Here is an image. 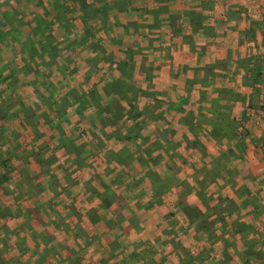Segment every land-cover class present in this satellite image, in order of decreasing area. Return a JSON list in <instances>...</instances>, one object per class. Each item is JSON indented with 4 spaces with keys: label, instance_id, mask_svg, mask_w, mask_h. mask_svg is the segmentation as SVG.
I'll return each instance as SVG.
<instances>
[{
    "label": "crops",
    "instance_id": "crops-1",
    "mask_svg": "<svg viewBox=\"0 0 264 264\" xmlns=\"http://www.w3.org/2000/svg\"><path fill=\"white\" fill-rule=\"evenodd\" d=\"M221 1L0 0V37L15 44V50L9 53L11 56L7 55L6 60L0 58V75L5 76L4 81L8 83L3 92L9 98L15 86L17 90L13 91L18 94L12 107L8 108L6 118L16 120L21 116L19 121H23L30 105H34L36 126L32 129L45 139V143L47 138L42 129L57 133V140L54 134L50 136L56 140V163L60 165L62 160L63 175H59L60 169L50 175L44 173L38 160L30 158L28 162L25 158L28 164L19 166L26 167L48 194V178H52V191L60 192L56 194L58 197L64 195L61 202L67 200L71 203L69 208L74 210L79 206L71 214H62V209L54 212L57 222L63 220L64 223L62 227L56 222L58 232L54 239L57 255L60 253L65 257L63 263L73 253L78 262L90 257V260L114 264L110 259L105 260V254L116 235H119V246L122 248L130 245L134 248L138 242L162 248L166 243L167 258L184 261L185 254H194L190 244L195 238L194 213L188 207L199 211V215H195L204 216L208 210L206 204L212 206L211 203L219 197L238 204L242 196L234 192L250 178L257 177L264 182V154L257 143L264 138L263 104L253 94L254 83L244 77L245 67L240 57L245 54L247 45L242 41L243 36L238 35V30H231L229 23L237 25V29L242 31L241 21L230 18L220 5ZM123 2L125 7L120 5ZM58 8L63 9L57 11ZM64 9L70 11L67 17L74 27L78 25V30L66 31L61 13ZM80 9L87 15L83 16ZM188 11L200 14L204 21L202 27L211 28L215 37L196 33L193 27L197 25L191 21L188 24ZM5 13L14 14L15 25L6 23ZM170 18L182 20L184 27L174 28V24L168 22ZM39 22H45L44 30H37ZM223 23L226 25L225 35L224 31H217V26H223ZM114 31L118 34L113 35ZM198 35L201 36L198 41L202 40L199 45L194 46V43L185 40L187 36L193 42ZM41 36L53 41L51 45L57 59L54 63L49 62V47ZM123 36L130 39L129 45L117 40L123 39ZM58 37H64L63 41L59 43ZM69 39H76L78 43L66 46ZM28 42L39 50L42 59L36 68L29 70L27 65L20 63L28 54ZM147 42L152 43V47H142ZM140 47L146 59L138 64L135 58L140 55ZM62 49H66V56L64 62L59 63ZM78 50H83L86 57L77 53ZM114 55L128 56L133 60L135 70L131 77L122 73ZM43 67H50L52 74L56 71L60 73L58 77L64 79L57 86L62 87L60 90H56L55 82L49 78L45 85L40 84L42 88L36 80H28L27 83L23 78L19 80L21 75L30 72L47 78L42 73ZM13 70L20 72V76H11ZM128 83H132V90L126 87ZM115 85L124 93L119 96L113 93L110 88ZM7 86L10 93L6 90ZM59 92L61 99L78 101L71 104V108H65L68 114L59 116L51 110L52 107L47 108L49 104H45V110L39 109V102L43 104V93L55 97ZM52 97L50 106L54 102L55 105L62 104L58 98ZM114 102L119 104V109L114 110ZM128 102L133 105L128 106ZM103 107L102 114L99 109ZM17 113L19 117L15 116ZM102 119L103 126L100 125ZM41 120H46V127H42ZM58 121L65 122L69 129L57 127ZM213 122H217V130L213 128ZM245 123L249 124V136L243 141L238 136L240 126ZM25 124L23 130L28 133ZM12 131L14 133L15 129ZM114 133L116 137L118 134V138H111L110 134ZM60 139L64 140L61 146ZM76 146H81L84 158H75L72 148ZM85 153H88L87 157ZM228 154L232 156L228 157ZM59 155L65 157L59 158ZM110 155L113 159L108 158ZM149 155L153 162L146 161ZM108 167L123 174L120 185L126 190H121L120 194L115 191L116 196L108 194L107 184H101L97 177L100 169L104 171ZM59 177H69L70 187L63 180L59 183ZM229 179L232 183H228ZM135 181L139 194L134 190ZM229 184H233L234 190L228 187ZM213 189L219 194L213 196L210 192ZM262 190L264 192L263 187ZM75 191L77 193L72 194ZM262 196L253 201L246 195L243 200L252 201L247 205L250 212L255 214V205L258 208L261 205L263 212ZM101 199L103 207L99 206ZM56 205V208L60 207L59 203ZM97 229L101 230L102 234H98L100 238H95ZM79 230L83 231L82 236L77 234ZM227 230L230 231L228 227ZM201 238L207 240L205 235ZM129 253L130 256L134 254L131 250ZM194 255L201 259L200 254ZM124 257L126 259L127 255ZM163 261L164 258H161L159 263L166 264Z\"/></svg>",
    "mask_w": 264,
    "mask_h": 264
},
{
    "label": "rangeland",
    "instance_id": "rangeland-1",
    "mask_svg": "<svg viewBox=\"0 0 264 264\" xmlns=\"http://www.w3.org/2000/svg\"><path fill=\"white\" fill-rule=\"evenodd\" d=\"M124 4L125 3L123 2L120 5L122 7H125ZM220 5H222V7L224 8V12L228 14L230 18L236 19V22L241 21L240 23L242 24V26H240L242 28V31L241 29L240 31L239 29H237V25H232L233 23L231 22L229 23L231 24V30H238V35L243 36L242 41L247 45L245 54H243L244 57L243 55L242 57H240L242 59L241 63L245 67L244 77H247V79L254 83V85L252 84V87L254 88L253 94L255 98L264 105V83L262 84V82L264 81V22L258 23V21L264 20L261 18L264 17V0H240L239 3L238 0H229V2L223 0L221 1ZM80 12L83 16L87 15L86 11V14H84L83 10L81 11V9ZM61 13L63 14L62 21L66 31L72 32L79 29L78 25L74 27L70 23L67 17V13H70V11L68 12L66 9H64V11H61ZM260 18L261 20H259ZM175 19L170 18V20L168 19V22L170 24H174V28H180V25L184 27L185 23L182 20ZM222 19L224 20L223 17ZM187 20L189 25L191 24V22H194L197 25V27L195 25L193 27V29L197 31L196 33H201L206 37H215L214 32H212L211 28L202 27L201 24L204 22L202 17H196L194 15L193 17L189 16V19ZM198 24H200V26H198ZM217 27L219 28L217 31H224L225 35V23H223V26L219 25ZM189 30H191V28ZM114 32H112L113 35L118 34V32ZM248 35L250 36L247 37ZM200 37L201 36L198 35V38L193 39L192 42V40L186 36L185 40L192 44L194 43L195 46L202 43V40L198 41ZM59 38L60 37H58V39ZM63 39L64 37L60 38L59 43L63 41ZM117 40L127 45L130 44V39L124 38V36L123 39L121 37ZM51 43L53 45V41H51ZM76 43H78L76 39H69L65 43V45L71 46L75 45ZM151 44L152 43L147 42V45L145 46L143 43L142 47L147 48V46ZM96 47L97 43L95 44L94 48ZM0 49L2 51L0 53V58L4 57V60H6V58L8 57L7 55H10L9 53L15 50V44H12L6 38L0 37ZM31 49H29L28 54L25 55L24 62H20L22 66L27 65L28 70L36 68L39 60H42L39 54V50L34 49L33 46H31ZM141 50L142 49L140 47V50L138 51L140 55L138 54L135 58L137 59L138 64L141 61H145L146 59L144 58ZM76 52L79 54L84 53L83 50H78ZM65 53L66 49H62L60 54L61 58L58 59L59 63L64 62V58L66 56L64 55ZM75 54L76 53H73V55ZM82 56H84L85 58L86 54H83ZM55 57L56 55L54 53L51 57L48 55V58L50 60L49 62L54 63L55 60H57L55 59ZM113 57L117 59V64H119L120 68L122 69V73H124L125 76L131 77L135 70V63L133 62V60H130L128 56H125L124 58V55H117V57L116 55H114ZM84 58L81 57V60H84ZM42 70V73L46 74L47 78L41 76L40 73L37 74V72L34 74L33 72H30L28 73V75L20 76V72L18 73L16 70L10 72V75L12 76L14 74L15 78L20 76L19 80L20 78H23L24 83H27L28 80L29 82L36 80L38 81V86H40V84L45 85V83H47L46 80H48L49 78L51 81L55 82L53 84L55 85L56 90H60L62 87L58 88L57 86L59 83L64 82L63 78L58 77V74L60 73L56 71L55 74H52V69L50 67H43ZM6 73L7 71H5V74ZM61 74L63 75V73ZM6 75L10 77L9 73H7ZM0 78L3 79L0 80V175L7 174L9 179V182H6L3 186L0 187V264H104L103 260H90V257L84 259V262H78L73 253L72 255L68 256L66 262L63 263L62 260L65 259L64 255L60 253L59 255H57L56 247L54 246V239L58 232V219L56 218V213L54 212H56V209H62V214H64L65 212H67V214H71L79 206L75 207L76 209L74 210L71 207L69 208V206H71L69 204L71 203H67V200L64 201V203L61 202V199L64 195H62V197H58L60 192L55 193L54 190L52 191V178H48L49 182L47 184L49 186L50 193H45L44 190H42L40 183H38L30 175V172H28L27 168L20 167L19 165L23 166L25 164H28L27 159L30 158L33 161L38 160V163L42 167L40 168L39 166V168L42 169L44 173L50 175L51 173H57L61 170V173L59 175H63V164H61L62 160L60 162V165H57L56 163L58 158L55 155V144H57L56 140L58 138V135L56 132L50 133L47 129H42L44 131L43 135H45V137L47 138L46 141L52 145L51 147V145H47L48 143H45V141H43L45 139L40 138L36 131L32 129V127L36 126L35 116H33V113L36 111L34 105H30L27 111V117L26 119H22L23 121H19V118H21V116H16L18 115V113L15 114L16 117H19L16 118V120H7L6 115L8 110H10L8 108L12 107V103L15 99H17L18 94L17 92H14L16 89L15 86L11 89L12 91L9 90L7 86L6 90H8L9 93L11 91V94L13 95L9 98H6L5 93L3 92V88L8 83L6 84L4 81L5 76L0 75ZM58 80H60V82H58ZM131 84L132 83H128L125 85L126 87H129V89H131ZM60 94L61 92H59V94H56L55 97H52L47 93H43V104L39 102V104H41V107H39V109L43 111L46 109L45 104H49L47 108L52 107L51 110L53 112H57L59 116L62 117L68 114V111H66L65 108H71L72 106L70 105L73 103H78V101H73V99H71V101L67 99L64 100L63 98L61 99ZM51 97L54 99L58 98L59 101H62V104L59 103L55 105L54 102L53 105L50 106V104H52V102H50ZM255 102L256 100L254 101V103ZM83 105L86 106L87 103L83 102ZM132 105V103L128 102V106L131 107ZM15 106L16 110H18V105L16 103ZM103 110L104 107L103 109L100 108V113L103 114ZM119 113L120 112H117V114ZM100 115L101 114H98V116ZM200 118L204 120L202 116H200ZM41 121L43 122L42 127H46V120ZM56 123L58 125L57 127L59 128L63 126V129L64 127L67 130L69 129V125L65 124V122L58 121ZM103 123L104 120L102 119L100 125L103 126ZM24 124L28 127V129L26 128L27 130H29L28 133L26 130H23ZM107 125L108 128L111 127L109 123H107ZM257 126L260 127L259 125ZM240 127L241 128L238 137L241 140L245 141L244 138L249 136V124L245 123L244 126ZM13 129H15L14 133H12ZM53 134L56 136L55 141L54 139H52V136H50ZM110 136L112 139L118 138V134L116 137V133H114V135L110 134ZM101 138L103 139L104 137L101 136ZM82 139L84 140V138ZM257 143L262 148L264 154V138L260 141H257ZM63 144L64 140L60 139L59 146ZM80 147L76 146L75 148H72V151H74L75 153V158H84L82 154L83 152H81ZM87 154L88 153H85V157H87ZM231 156L232 154H228V157ZM64 157L65 156L59 155V158ZM25 158L27 162H25ZM108 158L113 159V156L110 155ZM151 159L152 158L149 155L148 158H146V161H151ZM64 172L67 171L65 170ZM98 172L100 173L97 177L101 181V184H107L106 186L108 189V194H115L116 196L117 193L120 194L121 190H126L125 186L120 185V180L123 175L121 171V173L117 171L113 172L112 169L108 167L104 171L100 169V171ZM108 177H111L112 181L111 179L108 180ZM59 179V183L63 180L66 184H68V188L70 187L71 180L69 179V177H67L66 179L59 177ZM247 179H249V177L246 178V181ZM228 183H232L231 179H229ZM243 184L244 186L248 184L249 187L247 188L241 186L238 191L236 190L234 192L238 193L239 196H242V199L238 200L240 201L238 204L232 203L228 199H221V197H219L211 203L212 206L209 207L206 204V208L208 207V210L206 211L204 216H197L195 214H192V218L196 225L194 224L195 238H193L192 240L190 239V244L192 246L191 250L194 252V254L198 253L201 255L200 260H198L194 254H191V256L185 254V260L180 262H178L176 258V261L170 259V256V258H167L168 254L166 253L165 248L166 243H164L165 245H163L162 248H153L150 244H148V242H138L136 244V247L134 248L131 245L128 246L129 249L127 247L122 248L119 246V235H116V239H114L115 235L111 237V240H114L109 247L108 253L105 254V260L110 259L114 262V264H134V262L132 261H136V264H163L159 263V260L161 258H164L163 262L166 264H264V210L262 212V209H260L261 205L260 208L255 205L256 209H254V214L247 208V205H250L252 201L243 200L244 198H246V195H249V197L253 199V201L258 200L257 196L259 195H263L262 197H264V192L262 190V187L264 188V182L262 181V179L255 177L250 178L249 181ZM135 186V193L139 194L140 189L138 187V184L136 183ZM232 186L233 184L228 185L229 188L233 189ZM60 187H64L63 184H60ZM210 192L213 196L219 194L215 189L210 190ZM57 193L58 195H56ZM76 193L77 191L72 194L75 195ZM199 194L203 193H200L199 191ZM57 203L60 204V207L58 208H56ZM99 203V206L103 207L104 201L102 199L99 200ZM68 208L70 210H68ZM74 218H76V216H74ZM60 225L63 227V220L58 223V226ZM227 227L228 229H230V231L227 230ZM79 231L80 232H77V234L79 236H82L83 231ZM247 231H249V233H246ZM100 232V229L96 230L95 238H100L98 235L102 234ZM202 235H205L207 239L206 241L201 238ZM58 241L61 242V238H59ZM77 249L78 248H76V250ZM130 250L132 254L134 253L132 256H130ZM123 253L127 255L126 259Z\"/></svg>",
    "mask_w": 264,
    "mask_h": 264
},
{
    "label": "trees",
    "instance_id": "trees-1",
    "mask_svg": "<svg viewBox=\"0 0 264 264\" xmlns=\"http://www.w3.org/2000/svg\"><path fill=\"white\" fill-rule=\"evenodd\" d=\"M61 9H63V8H58L57 9V11H59V10H61ZM153 14V13H152ZM13 13H5L4 14V20L6 21V23H8L9 25H15V20H13ZM196 16V17H200L201 18V16H200V14H197V13H194L193 11H188V12H186V16H190V17H193V16ZM12 19V20H11ZM45 26H46V24H45V22H42V23H38V25H37V30H39V29H43L44 30V28H45ZM42 37V39L47 43V45H48V53H47V55H49L50 57L53 55V53H54V51H53V48H52V43H51V38H49V37H47V36H41ZM26 46H28V48L29 49H31V46H32V44L31 43H26ZM31 50H33V49H31ZM111 91L113 92V93H116L118 96L123 92V91H119V86H117V85H115V86H112L111 88ZM107 93H110V92H107ZM124 93V92H123ZM95 97V96H94ZM113 104H115L114 105V108H116V109H114V110H117V109H119V104L117 103V102H114ZM262 109H263V111H264V105L262 106ZM263 115H264V112H263ZM217 122H213L212 124H213V128H214V130H217V124H216ZM8 181V176H7V174H2V175H0V186L1 185H3L5 182H7ZM188 207V206H187ZM188 210L189 211H192V213H194V214H198L199 215V211L198 210H190L189 209V207H188ZM247 263V262H246Z\"/></svg>",
    "mask_w": 264,
    "mask_h": 264
}]
</instances>
